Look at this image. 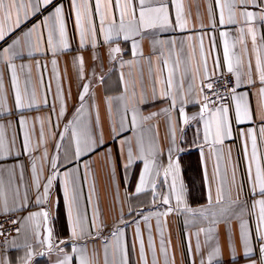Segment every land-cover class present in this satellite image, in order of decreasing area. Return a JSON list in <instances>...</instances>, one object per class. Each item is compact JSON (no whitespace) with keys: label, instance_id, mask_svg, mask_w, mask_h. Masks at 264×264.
Returning a JSON list of instances; mask_svg holds the SVG:
<instances>
[{"label":"crops","instance_id":"obj_1","mask_svg":"<svg viewBox=\"0 0 264 264\" xmlns=\"http://www.w3.org/2000/svg\"><path fill=\"white\" fill-rule=\"evenodd\" d=\"M89 2L95 36L85 23L83 44L72 0H53L50 5L41 0L39 7L37 0H17L11 19L0 12L4 31L0 40V142L4 145L0 151V216L17 213L21 225L0 246V264H58L65 254L71 258L69 264H80L81 257L89 264H121L122 259L124 264H264L260 252L264 240L256 232L259 207H252L261 197L251 192L249 165L254 177L256 162L247 135L254 129L256 156L264 169L260 132L264 127L260 89L264 85L257 70V56L264 65V20L245 24L240 15L245 10L261 13L264 0H258L259 7L237 5V22L232 24L220 23L217 0H175L181 6L183 28L177 25L175 3L166 0L170 21L166 30L149 29L128 39L120 33L110 40L101 31L94 0ZM60 5L67 48L59 44L55 21L44 23L54 6ZM116 16L118 24V12ZM224 18L228 19L227 8ZM249 27L255 30V44ZM34 28L29 39L25 33ZM240 28H244L243 36ZM50 29L58 45L55 50L48 43ZM225 41L233 73H241L242 83L235 92L247 94L250 122L237 123L233 98L227 105L207 106L201 112L206 105L205 85L228 71ZM6 48L18 55L10 52L11 58H6ZM117 48L118 52L112 51ZM17 90L21 108L16 104ZM221 107L228 110L231 135L216 142L214 113ZM207 125L211 132L206 139ZM89 137L96 146L77 156L78 147L83 149ZM129 148L133 163L125 170ZM170 148L177 170L166 175ZM145 160L152 164V171L144 189L137 192ZM50 177L54 178L45 197ZM66 180L69 191L75 188L78 192L83 231L77 228L75 239L64 193ZM181 190L178 203L176 192ZM5 201L12 209L7 213L3 211ZM43 211L48 212L47 221L43 216L26 219ZM242 221L248 232L249 255H245L241 236ZM74 246L79 251L74 252Z\"/></svg>","mask_w":264,"mask_h":264},{"label":"snow or ice","instance_id":"obj_2","mask_svg":"<svg viewBox=\"0 0 264 264\" xmlns=\"http://www.w3.org/2000/svg\"><path fill=\"white\" fill-rule=\"evenodd\" d=\"M175 3V0H173ZM218 6L220 8V23H236L235 19V9L237 5H244L247 6L249 4L259 7L258 0H224L223 3H220V0H217ZM41 3V0H37V7H39V4ZM42 3L44 5H50L53 4V0H42ZM73 8L75 9V15H76V25L77 29L80 33L81 37V43L84 42L85 37V30L84 25L87 23L89 30L92 32L93 37L95 36V31L92 28L93 25V8L90 5L89 0H72ZM94 12L95 15L99 17L100 24H101V31H106L105 39L110 40L113 35H120V33L124 34V38L128 39L130 35H140L142 31L149 30V29H156L160 28L161 30H166L170 26L169 21V14H168V5L166 0H136L134 3V0H94ZM176 7V18H177V25L181 28L184 27V22L181 18V6L179 3H175ZM18 8L17 0H0V12L4 14V17L6 19H11V11L12 9ZM228 9V19L225 20L224 18V9ZM118 12V20L119 23L117 24V16L116 13ZM240 15L244 18L245 24L249 23L250 21H253L254 19H260L264 20V10H262L261 13H255L252 11H242ZM27 17V14H26ZM54 20L55 23L59 26V34H60V42L59 44L63 46V48H67L68 44L65 39V24L63 19V6H54V12L52 15L47 17L44 21L45 25L48 24L49 21ZM107 23V28L105 29V22ZM20 19L17 18L16 26L19 27ZM33 31H35V28L33 30H30L29 32L25 33V35L30 39L33 35ZM241 36L244 34V28L239 29ZM248 33L252 35L253 42L255 44V30L252 27L248 28ZM222 35L227 36V33H222ZM4 39V31L2 27H0V40ZM39 42V35H37V43ZM49 47L55 48L58 46L54 44L53 37H52V30H49V39H48ZM174 43V42H173ZM14 44H18V41H15ZM113 52H118L119 49H113ZM246 51V49H245ZM11 52V55H18V53L11 50V48L4 49V55L6 58L10 59L11 57L8 55ZM225 60L228 65V71L233 72V63H232V56L229 54L227 41H225ZM236 64H240L239 57H236ZM257 70L259 73V80L262 85H264V65L261 64L260 57L257 56ZM13 82L15 83V75L13 74ZM241 73L235 72V87H239L241 85ZM248 83H253L251 79V70H249L248 73ZM172 79H171V73L169 74L168 78V85L171 87ZM0 87H2V84H0ZM206 87L211 90L213 88L212 83H208ZM235 87L231 90L232 91V98L234 101H236V120L237 123H243V122H250L251 121V111L249 104L247 102V94H240L237 95L235 92ZM191 90V85L189 86ZM85 92H87V86H85ZM165 96H168L169 93L165 92ZM260 97H261V103L264 105V87H261L260 89ZM205 100L208 99L207 96L204 97ZM81 100H83V96L81 97ZM16 104L18 108L23 107V103L21 100V96L19 93V90L16 92ZM173 105H175V99L173 98ZM207 110V105H204L201 109V112ZM181 113L183 114V109L181 108ZM228 110L226 108H219L216 110V113H214L215 116V138L216 142H222L225 137H228L231 135L230 128L228 125ZM151 117H145L144 119H150ZM24 123L23 121L21 122ZM135 123V120H134ZM123 128V124L121 125ZM211 128L210 125L206 126V136L210 134ZM260 132L262 136H264V127H261ZM247 135L252 139V159L256 162V170H255V176H252L251 171V165H249V177L251 181V192L253 195H259L261 199L255 200L253 202L252 207L255 209L257 206L259 207V216H258V222H257V238L264 240V231L261 230V225H264V169H262L259 160H257L256 156V138L254 135V129H249L247 132ZM102 143V141H101ZM174 143V141H173ZM97 142L95 140H92L90 137L85 141L84 148L80 149L78 147L77 150V156L80 155L81 151H88L92 150L94 146H96ZM25 148L27 150V136H25ZM4 149V145L2 142H0V151ZM142 151V149H141ZM171 152L172 149H169V165L168 168L165 170V173L169 171H176L177 166L172 162L171 160ZM141 159H143V156H141ZM133 163V156L131 152V148L128 150V164L125 165V170H127L131 164ZM53 167H55V162H53ZM33 172L35 173L36 165L33 163L32 165ZM152 171V164L145 160L144 161V170L140 175V182L137 186L136 191L140 192L144 189L146 184L148 183L147 177ZM54 177H50L48 179L47 184L45 185L44 190V196H47L48 188L52 184V179ZM35 186L39 188V178L37 177L35 180ZM173 188H175V184H173ZM258 189V193H257ZM64 193L65 198L67 202V208H68V216L69 220L71 222V231L73 238H77V228H80L81 231H83L82 225H81V219L79 214V207H78V192L75 188L72 189V191H69V185L67 180L65 181V187H64ZM183 197V192L178 191L176 192V200L177 202H181ZM41 198H38V203L40 202ZM222 197L218 194L217 196V203H220ZM211 200V197H210ZM164 203H168V198L165 197ZM7 205V202H4V208L3 211L7 213L8 211H11ZM168 211H171V209H168ZM227 209H221V212H225ZM243 209L240 213L237 214V216L243 215ZM75 213V216H74ZM34 216H43L45 221L48 219V212L43 211L41 213L32 214L26 219H33ZM147 219V217H145ZM241 236L244 241L245 246V255H249L250 253V247H249V237L248 232L245 223L241 222ZM48 235L49 239L47 241L48 247L51 248V229H48ZM139 235V233H138ZM61 243H64L63 241ZM199 247V245H198ZM73 251H79L78 248L75 246L73 247ZM262 260H264V246H261L260 248ZM141 253L143 254V244L141 242ZM32 253L28 252L26 254L27 258H31ZM70 257L65 254L64 258L58 262V264H69ZM80 264H89V261L81 257L80 258ZM121 264H124V261L122 259ZM155 264V261H154Z\"/></svg>","mask_w":264,"mask_h":264},{"label":"built area","instance_id":"obj_3","mask_svg":"<svg viewBox=\"0 0 264 264\" xmlns=\"http://www.w3.org/2000/svg\"><path fill=\"white\" fill-rule=\"evenodd\" d=\"M213 88L209 90L204 87V104L208 107L227 105L232 99V89L235 87V74L233 72H224L212 80ZM236 89V87H235ZM21 228L19 215L10 213L0 216V246L6 244L12 237L19 232Z\"/></svg>","mask_w":264,"mask_h":264}]
</instances>
